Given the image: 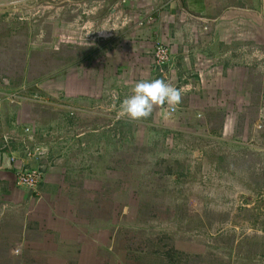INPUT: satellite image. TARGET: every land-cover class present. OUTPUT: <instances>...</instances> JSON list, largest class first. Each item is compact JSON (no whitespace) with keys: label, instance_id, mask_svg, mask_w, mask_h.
<instances>
[{"label":"crops","instance_id":"0c3cea01","mask_svg":"<svg viewBox=\"0 0 264 264\" xmlns=\"http://www.w3.org/2000/svg\"><path fill=\"white\" fill-rule=\"evenodd\" d=\"M69 1L57 15V35L77 47L71 67L58 75L56 91L63 100L57 104L56 125L49 128L41 121L45 111H40L37 128L36 112L26 105L24 123L30 124L32 134L24 133L17 126L20 110L2 102L0 87V136L5 134L10 142L1 137L0 152L23 158L27 137L30 144L48 149L42 161H26L44 170L34 190L19 187L14 170L0 167V217L5 216L10 231L8 237L0 233V246L11 251L23 245L21 255L10 256L15 264H142V245L122 239L126 208L111 211L105 206L121 203L123 190L127 197L125 175L122 182L127 169L107 165L95 170V164L69 162V157L89 153L92 141L104 138L108 144L134 141L138 161L157 149L167 156L182 150L184 156L200 160L203 141L235 136L232 114L256 106L252 93L255 77L261 75L257 61H264V0H103V7L96 0ZM99 8L104 9L102 20L96 18ZM159 41L171 50L165 74L153 67ZM154 79L183 89L175 111L163 105L146 119H117L134 85ZM70 140L78 150L69 156ZM174 161L168 170L175 176ZM93 173L102 176L95 179ZM262 254H250L247 264H264Z\"/></svg>","mask_w":264,"mask_h":264},{"label":"rangeland","instance_id":"374dc122","mask_svg":"<svg viewBox=\"0 0 264 264\" xmlns=\"http://www.w3.org/2000/svg\"><path fill=\"white\" fill-rule=\"evenodd\" d=\"M64 1L33 0L26 4L0 1L4 3L0 6L2 102L15 104L20 110L17 126L23 131L30 128V124L24 123L29 115L25 108L28 105L36 112L33 123L37 128L40 111H45L41 121H47L49 128L56 125L59 117L57 104L63 98L56 91L58 75L61 69L71 67L72 50L77 47L61 41L57 35L55 21ZM77 1L70 0L69 5ZM96 1L102 6L103 0ZM103 12V8L96 12L98 20L103 19ZM257 71L261 75L255 77L256 87L252 93L257 95L256 106L232 114L235 136L203 141L201 148L205 153L200 160L184 156L180 153L182 150L176 149V153L167 156L157 149L154 155L149 154L151 150L146 151L140 158L143 160L138 161L134 141L127 140L126 144L122 141L119 145L117 140L108 144L104 138H95L91 151L75 158L76 155H70L78 146L68 141L69 162L80 159L90 167L95 164V170L97 166L102 170L107 165H116L121 172L127 169L122 173V182L124 175L127 178V197L123 190L121 203L105 206L111 211L120 206L122 211L126 208L127 216L122 221L126 237L122 239L142 245L145 253L142 264H247L250 254L263 255V60L257 61ZM12 93L16 98H11ZM96 111L102 113L103 110ZM66 115L71 119L70 111ZM1 137L6 142L5 134ZM48 140L56 144V140ZM174 159L175 176L168 170ZM93 175L95 179L102 176L101 173ZM4 218L1 215L0 233L8 237L10 231ZM14 249L9 251L7 245L0 246V264H15L11 257L21 253L16 254Z\"/></svg>","mask_w":264,"mask_h":264},{"label":"clouds","instance_id":"9594fccd","mask_svg":"<svg viewBox=\"0 0 264 264\" xmlns=\"http://www.w3.org/2000/svg\"><path fill=\"white\" fill-rule=\"evenodd\" d=\"M183 89H177L174 84L166 83L163 79L137 82L132 88V94L123 100L117 118H128L138 121L148 118L155 109L167 105L174 109L181 102ZM226 117L225 134H227ZM48 149L46 146L37 147L38 155H45Z\"/></svg>","mask_w":264,"mask_h":264},{"label":"built area","instance_id":"2783aa9c","mask_svg":"<svg viewBox=\"0 0 264 264\" xmlns=\"http://www.w3.org/2000/svg\"><path fill=\"white\" fill-rule=\"evenodd\" d=\"M3 4L4 3L0 2V6ZM171 60L172 58H171L170 48L164 43H162L161 41L156 42L154 46V61H153L154 70L160 74H165L166 69L169 66ZM10 96L11 98H16V95L13 93ZM171 111L174 112L175 108L174 109L171 108ZM24 133H26L27 135L32 134L30 128L25 129ZM27 139L29 140V137H27ZM28 140H26L23 143V153H24L23 158H20L17 155L12 154L13 170L15 173L16 183L19 187L34 190L43 181L44 170L42 167H29L26 161L28 160L35 161V162L42 161L44 157L47 156L48 151L45 155H38L36 153V149L37 147H40L43 145L30 144ZM5 141L9 142V139L5 137ZM14 252L16 254H20L21 249L19 247H16L14 249Z\"/></svg>","mask_w":264,"mask_h":264},{"label":"water","instance_id":"95a60500","mask_svg":"<svg viewBox=\"0 0 264 264\" xmlns=\"http://www.w3.org/2000/svg\"><path fill=\"white\" fill-rule=\"evenodd\" d=\"M0 167L4 170L13 169L12 155L9 152H0Z\"/></svg>","mask_w":264,"mask_h":264}]
</instances>
